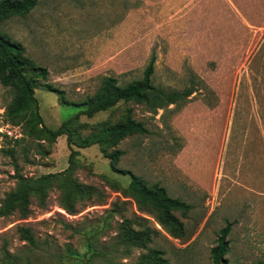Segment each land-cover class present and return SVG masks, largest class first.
Segmentation results:
<instances>
[{"label": "rangeland", "instance_id": "rangeland-1", "mask_svg": "<svg viewBox=\"0 0 264 264\" xmlns=\"http://www.w3.org/2000/svg\"><path fill=\"white\" fill-rule=\"evenodd\" d=\"M0 30L46 69L44 77L33 75L34 95L51 129L84 109L104 77L120 85L140 79L151 58L154 85L192 88L156 113L132 101L80 115L77 123L84 125L78 130L86 135L130 108L147 133L128 135L115 146L122 150L119 172L99 145L74 147L73 175L103 197L68 214L53 186L44 206L31 199L30 215L0 217V264H8L6 254L20 264H91L92 248L77 229L93 231L95 249L106 251V258L135 263L146 249L120 247L115 236L122 219L136 217L143 220L134 227L157 229L148 247L162 250L170 264H214L210 250L227 224L228 250L220 264L264 262V0H39L27 14L1 22ZM13 94L0 83V203L15 188L17 174L35 178L69 164L65 135L53 142L35 139L22 123L7 120L5 105ZM124 171L190 205L186 214L175 211L184 223L182 237L138 210L126 192L131 174ZM22 227L49 244L29 250Z\"/></svg>", "mask_w": 264, "mask_h": 264}, {"label": "trees", "instance_id": "trees-1", "mask_svg": "<svg viewBox=\"0 0 264 264\" xmlns=\"http://www.w3.org/2000/svg\"><path fill=\"white\" fill-rule=\"evenodd\" d=\"M39 0H0V23L12 16L27 14ZM23 44L10 37L6 32L0 30V83L11 88L14 94L11 100L5 105V116L13 124L22 123L25 133L35 139L53 142L57 137L65 135L69 153V164L65 170L41 174L35 178L16 175L17 184L14 189L8 191L0 203V217L8 216L14 212L21 217L31 214V199L35 198L39 205L44 206L48 192L53 186L60 191V206L68 213L75 214L78 204L92 199L99 200L103 192L98 187L80 182L74 175V160L78 150L74 147L84 148L93 144L99 145L101 151L110 159L112 170L119 172L117 163L122 150L115 146L126 136L133 134H145L147 128L142 121L131 116V109L118 121H103L95 129L90 130L86 135H81L78 128L83 126L78 122L79 116L84 114L92 117L96 113L111 109L121 102H136L143 104L150 112L156 113L157 109L164 108L189 96L192 88H185L183 91H165L162 87L152 83L154 71V59L151 58L140 79L132 80L125 85H120L117 79L106 76L98 90L88 97L83 103L85 108L78 111L74 116L63 121L56 129L47 127L39 113L37 99L34 95L33 75L39 74L44 77L46 69L41 68L24 54ZM63 94V91H60ZM108 148H113L108 152ZM131 174V179L126 188L139 211H147L153 214L161 227L171 236L179 238L185 234L184 223L175 215V211L186 214L190 205L167 195L164 187L158 184L148 185L140 176ZM117 212L116 210H113ZM143 220V217L124 218L118 223L116 229V245L123 247H135L146 249L135 263H122L106 258L107 252L97 251L93 239V231L77 229L88 239V246L92 248L90 263L99 259L97 264H170L163 256L160 249L150 248L148 244L157 229L136 221ZM145 221V219H144ZM71 227L70 225H68ZM230 231L227 224L219 231L217 245L210 250V256L214 264H220L223 256L228 250L226 236ZM21 237L27 242L29 250L45 249L49 241L38 240L30 228H20ZM67 249L70 245L66 246ZM8 264H20L18 258H10L5 255ZM103 259V261H102ZM24 264H31L25 261ZM264 264V262H259Z\"/></svg>", "mask_w": 264, "mask_h": 264}]
</instances>
